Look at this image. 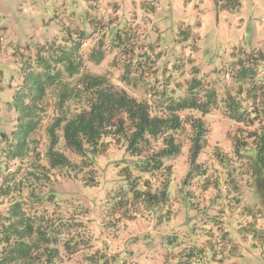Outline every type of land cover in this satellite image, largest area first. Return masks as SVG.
I'll list each match as a JSON object with an SVG mask.
<instances>
[{
    "label": "trees",
    "instance_id": "1",
    "mask_svg": "<svg viewBox=\"0 0 264 264\" xmlns=\"http://www.w3.org/2000/svg\"><path fill=\"white\" fill-rule=\"evenodd\" d=\"M139 33L127 31L119 45L122 85L88 69L83 40H73L70 31L76 42L64 39L63 45L53 46L49 59L39 49L40 70L24 74L21 87L6 102L8 110L16 108L17 129L8 157L15 169L10 171L6 162L7 173L0 172L1 194L8 201L0 214V264H53L58 245L67 257L88 245L86 224L77 214L62 211L61 204L67 201L59 198L55 184L76 180L82 186H96V159L111 147H123L130 158L116 164L119 182L107 191L101 209L108 219L105 224L116 225L155 208L158 222L163 216L169 220L172 169L167 162L180 154V136L187 126L190 169L185 179L199 175L201 190L214 186L223 181L220 163L232 192L241 189L236 180L240 174L263 197L264 82L257 77L264 53L233 52L236 58L227 69L233 82L230 89L204 91L202 81L186 77L183 70L175 83L166 76V68L156 75L158 54H146V49H154L152 44L134 42ZM102 45L100 40L90 51L95 64L103 58H95ZM218 106L236 122V130L232 153L215 151L217 162L208 172L207 165L196 160L207 145L204 117Z\"/></svg>",
    "mask_w": 264,
    "mask_h": 264
},
{
    "label": "rangeland",
    "instance_id": "2",
    "mask_svg": "<svg viewBox=\"0 0 264 264\" xmlns=\"http://www.w3.org/2000/svg\"><path fill=\"white\" fill-rule=\"evenodd\" d=\"M130 30L143 34L134 37V42L153 45L146 54H158L156 75L166 68V76L171 75L170 82L175 83L183 70L186 77L202 81V90L214 87L221 93L233 83L227 72L236 58L233 52L264 53V0H0L3 175L6 162L10 171L15 169L8 157L17 129L16 108L8 110L6 102L21 87L24 74L40 70L36 64L39 49L43 48V57L49 59L53 46L63 45L64 39L69 43L76 42L71 37L82 39L88 69L107 74L112 82L122 85L123 50L119 45ZM100 40L103 45L95 50V58H103L95 64L90 51ZM259 69L257 78L264 82V59ZM126 88L134 92L131 86ZM204 119L209 129L207 145L196 162L206 164L212 172L215 151L232 153L236 122L223 114L221 106ZM189 134L187 126L180 136V154L167 162L172 169L168 188L173 212L169 220L163 216L158 222L155 206L144 216L105 224L108 219L101 209L107 191L119 182L116 164L130 158L123 147H111L97 157L96 186H82L76 180L57 182L59 198L67 201L62 202V211L77 214L88 228L89 241L71 257L58 245L53 264H264V194L259 198L254 186L240 174L236 180L241 189L232 192L220 163L223 181L212 183L214 186L201 190L199 175L185 179L190 169ZM7 202L0 189V214Z\"/></svg>",
    "mask_w": 264,
    "mask_h": 264
}]
</instances>
